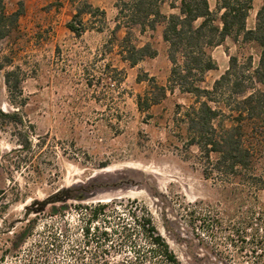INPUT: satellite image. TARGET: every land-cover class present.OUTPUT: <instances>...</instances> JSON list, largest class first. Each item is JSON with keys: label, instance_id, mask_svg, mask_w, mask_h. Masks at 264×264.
Segmentation results:
<instances>
[{"label": "rangeland", "instance_id": "obj_1", "mask_svg": "<svg viewBox=\"0 0 264 264\" xmlns=\"http://www.w3.org/2000/svg\"><path fill=\"white\" fill-rule=\"evenodd\" d=\"M69 1L74 10L69 4L58 10L63 3L54 2L35 22L25 19L17 2L21 15L0 39V109L19 111L23 121L0 120V264L42 263L30 256L38 240L52 264L126 263L148 245L140 233L130 244L114 230L135 228L134 218L143 216L180 264H264V147L253 146L251 166L262 185L221 180L189 145L188 125L176 115L178 105L194 103L192 96L174 90L160 104L138 110L137 97L149 88L139 76L167 84L171 63L163 24L143 33L132 29L130 42L151 44L156 56L131 68L119 54L125 30L112 35L115 4L130 0ZM208 2L214 11L216 1ZM8 3L2 0L5 14ZM260 4L253 3L248 29ZM85 6L104 11L106 20L81 15L78 37L66 26ZM160 10L175 13L166 4ZM226 51L240 61L250 55L257 66V47L228 39L212 50L217 69L206 73L203 88L211 89L227 69ZM10 71L18 72L23 107L20 99L10 101L4 84ZM98 204L106 209L94 226L111 235L102 245L83 236Z\"/></svg>", "mask_w": 264, "mask_h": 264}, {"label": "trees", "instance_id": "obj_2", "mask_svg": "<svg viewBox=\"0 0 264 264\" xmlns=\"http://www.w3.org/2000/svg\"><path fill=\"white\" fill-rule=\"evenodd\" d=\"M215 1L214 11L210 9L208 0L118 1L115 4L117 15L112 35L115 36L122 28L125 30V37L119 42V54L133 68L145 58L155 57L156 51L149 43L141 48L132 44V29L139 27L140 33H143L146 30L154 31L157 25L163 24L162 40L167 45V57L171 63L167 84L160 86L153 78L148 79L147 74L139 76L138 82H148L149 88L144 97H137L138 110H149L160 104L166 99L167 93L174 90L192 96L194 103L187 108L178 105L176 112V115L182 117L181 121L188 125L187 130L191 136L189 145L198 148L210 165V171L215 172L221 180L240 179L243 184L258 187L262 184L252 173L251 166L253 150H256L253 146L257 150L264 147V91L257 88L259 85L264 86V0H261L256 11L252 29H248L246 23L255 0ZM165 4L175 13L164 15L160 8ZM83 14L98 16L102 23L106 20L105 12L98 8L85 6L79 9L66 26L78 37L82 30L75 23ZM20 15L19 10L6 15L0 0V39L7 36ZM228 39L238 46L257 47V66H253L250 55L240 61L237 56L228 55L226 51L227 69L211 89H205L201 85L206 73L217 69L211 52L224 46ZM17 75V71L7 72L4 84L11 103L20 99L18 105L23 107L25 100L22 98ZM0 120H11L15 125L23 122L19 111L6 113L1 109ZM22 137L25 141L28 140L26 135L23 134ZM105 207L98 204L93 208L92 215L83 228L87 243L96 241L102 245L100 240H110L111 235L106 230L100 231L93 223L98 220L99 214L105 213ZM133 224L137 230L125 227L122 232L116 233L114 230L115 234L122 238V242L134 244L135 236L140 233L148 246L146 251L137 250V256L132 258L134 260L118 264H180L167 244L156 234L151 218L136 217ZM91 231L95 233L91 234ZM47 248L42 240L35 242L33 249L36 252L31 253V259L37 261L41 258L44 261L40 264H52L46 256ZM260 248V258H264L263 241Z\"/></svg>", "mask_w": 264, "mask_h": 264}, {"label": "crops", "instance_id": "obj_3", "mask_svg": "<svg viewBox=\"0 0 264 264\" xmlns=\"http://www.w3.org/2000/svg\"><path fill=\"white\" fill-rule=\"evenodd\" d=\"M16 1V2H15ZM8 4L6 5V8L8 9V14L15 13L17 11V8L15 7V4L17 2H22L24 7V17L26 20H33L34 22L38 20V12L45 7L46 5H49L54 2L63 3L62 9L61 7L58 10H65L67 9V4H69V8L71 10H74L72 2L69 0H8ZM72 3V4H71ZM53 11H50L49 13L52 14ZM53 17V16H52ZM58 18V17H57Z\"/></svg>", "mask_w": 264, "mask_h": 264}, {"label": "water", "instance_id": "obj_4", "mask_svg": "<svg viewBox=\"0 0 264 264\" xmlns=\"http://www.w3.org/2000/svg\"><path fill=\"white\" fill-rule=\"evenodd\" d=\"M67 200H68V197L66 196L65 198L61 199L60 202H66ZM56 202H58V201H56ZM44 205H46V204H43V206H44Z\"/></svg>", "mask_w": 264, "mask_h": 264}]
</instances>
